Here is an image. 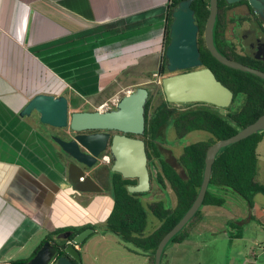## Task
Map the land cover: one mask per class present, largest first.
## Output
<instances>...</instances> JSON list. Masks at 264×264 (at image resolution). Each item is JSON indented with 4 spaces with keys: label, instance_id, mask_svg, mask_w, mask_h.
I'll return each mask as SVG.
<instances>
[{
    "label": "crops",
    "instance_id": "1",
    "mask_svg": "<svg viewBox=\"0 0 264 264\" xmlns=\"http://www.w3.org/2000/svg\"><path fill=\"white\" fill-rule=\"evenodd\" d=\"M168 3L0 0V264L30 258L58 229L95 226L108 219L114 207L110 166L104 162L87 171L53 142L52 128L42 126L38 113L21 117L20 112L41 93L64 95L75 111H88L78 98L88 104L131 75L129 71L155 74L163 61ZM262 144L264 140L258 147L259 180L264 175ZM98 168L106 172L109 186L82 192ZM166 191L175 208L174 191ZM205 217L203 213L189 237ZM189 237L174 243L162 264H172ZM28 247V258H13V251Z\"/></svg>",
    "mask_w": 264,
    "mask_h": 264
},
{
    "label": "trees",
    "instance_id": "2",
    "mask_svg": "<svg viewBox=\"0 0 264 264\" xmlns=\"http://www.w3.org/2000/svg\"><path fill=\"white\" fill-rule=\"evenodd\" d=\"M181 1L183 0H169L167 5L164 55L157 72L160 76H165L168 73L166 49L171 41L170 29L173 12ZM232 6L226 0H219V14L214 29L215 45L224 56L264 72L263 59L248 55L227 37L228 10ZM191 7L195 11L196 24L199 26L198 45L203 65L210 68L217 79L233 91V103L238 96L243 95L245 98L243 104L236 109H233L232 106L228 109H219L202 103L182 105L183 108H178L165 98L151 111L152 95L150 93L146 105V130L143 139L149 159L151 182L154 180L162 191H166L170 185L177 197L176 207H167L163 200L148 202L147 208L160 220L161 225L151 235L145 236L148 211L141 197L146 194L130 193L128 186L135 185L137 181L124 179L121 174L112 172L111 191L114 207L108 219L100 225L66 227L51 233L46 241L52 240L53 236L67 234V240L55 245L60 249L59 256H65L64 248L68 242L90 227L94 228L95 232L111 233L125 243H132L149 259L150 264H155V254L160 241L179 223L200 192L208 149L217 141L236 135L264 115V80L251 73L225 66L207 48L204 33L210 15V0H193ZM169 124H172L179 139H183L195 131H206L212 134L208 140L199 141L184 148L179 158V164L184 173L169 162L160 149L161 134ZM263 140L264 131H259L240 142L223 148L215 159L210 185L232 189L246 199L249 206L253 208L254 197L259 194L264 195V183L258 178V147ZM154 168L159 169L155 176ZM223 204L224 200L210 193L208 189L203 206H221ZM202 218L203 212L200 208L189 223L166 246L162 262L168 246L171 243L184 242L189 237L192 228ZM46 241L30 258L16 260L12 264L29 263Z\"/></svg>",
    "mask_w": 264,
    "mask_h": 264
},
{
    "label": "water",
    "instance_id": "3",
    "mask_svg": "<svg viewBox=\"0 0 264 264\" xmlns=\"http://www.w3.org/2000/svg\"><path fill=\"white\" fill-rule=\"evenodd\" d=\"M234 4L244 0H226ZM256 14L264 21V0H247ZM193 0H183L174 9L170 29V44L166 49L167 70L170 75L162 78L163 92L171 104H207L219 109H228L234 101V93L223 85L214 72L203 65L198 45L199 26L196 24ZM219 14V0H210V15L205 27V41L211 54L222 64L235 70L256 75L264 80V72L224 56L216 47L214 29ZM264 60V59H263ZM150 91L139 87L124 96L116 109L109 111H71V103L64 95H35L20 112L21 117L33 113L40 115L41 123L59 129L79 133L72 140L53 137L65 155L78 164L92 169L101 156L110 151L113 164L111 172L121 174L124 179L136 180L128 186L132 194H147L151 191V173L143 139L146 130V105ZM264 131V115L236 135L217 141L207 151L204 178L200 192L183 218L160 241L155 254V264H162L166 246L196 215L203 206L210 186L213 165L220 151L249 136ZM92 132V133H84ZM116 133L112 135V133ZM95 232L87 228L68 242L65 256L60 249L46 242L37 255L27 264H81L79 246Z\"/></svg>",
    "mask_w": 264,
    "mask_h": 264
},
{
    "label": "rangeland",
    "instance_id": "4",
    "mask_svg": "<svg viewBox=\"0 0 264 264\" xmlns=\"http://www.w3.org/2000/svg\"><path fill=\"white\" fill-rule=\"evenodd\" d=\"M232 25L228 29V37L234 39ZM241 50V49H239ZM243 50V49H242ZM123 76L114 82L99 97L90 98L89 103L83 102V109L88 111L101 110L109 111L116 109L119 101L131 92L136 91L139 87H146L152 95L151 111L166 97L163 92L162 78L165 76L146 73L143 75ZM244 96L237 97L232 104V108L236 109L244 102ZM178 108L182 105L173 104ZM189 105V104H188ZM186 106V105H185ZM71 111L73 105H71ZM48 126L42 124V126ZM49 132L52 135L65 139L62 135L64 130L51 127ZM212 137V134L206 131H195L183 139H179L172 124H169L161 134L160 149L164 157L171 162L176 168L183 172L179 164V158L186 146L205 141ZM261 164L264 167V144L261 146ZM158 168H154L155 176ZM87 171L91 169L87 168ZM260 180H264V175L260 176ZM107 177L106 172H100L99 175L89 174L88 183L81 188L82 192H92L98 190H106ZM169 189H172L168 185ZM209 192L224 200L221 206H202L201 211L205 214V221L200 230L193 233L187 242L179 248L180 250L174 256L172 264H255L256 256H259L257 264H264L263 247H264V195H256L253 199V208L249 206L246 199L230 188L220 186H209ZM176 196V194H175ZM171 193L162 191L152 181V188L149 193L141 197L145 208L148 211V224L144 232L145 236L151 235L160 225V220L155 217L147 208V203L163 200L165 205L173 208ZM103 233V232H101ZM102 237L99 234H92L86 241L83 250L80 251L81 264H150L149 259L140 252L132 243H125L117 236L111 233H105ZM241 237H237V235ZM60 242V239H57ZM174 243H171L165 253L163 262L166 261L167 255ZM31 247L19 253L13 251L14 259L28 258ZM166 264V263H164Z\"/></svg>",
    "mask_w": 264,
    "mask_h": 264
},
{
    "label": "flooded vegetation",
    "instance_id": "5",
    "mask_svg": "<svg viewBox=\"0 0 264 264\" xmlns=\"http://www.w3.org/2000/svg\"><path fill=\"white\" fill-rule=\"evenodd\" d=\"M232 5L233 6L228 10V17H229L228 29L229 26L232 25L234 30L233 31L234 39L232 38L230 39L228 37V29H227L228 39L231 42L236 43L238 47L242 48L244 52L247 53L248 55L257 59H264V21L256 14L255 10L249 5L247 0L240 1ZM61 130H64V132H62V135L65 137V140H72L73 138L76 137L77 134H79L70 131L69 129H61ZM84 133L89 134L92 132H84ZM114 134L116 133L113 132L112 135ZM53 137H57V136L53 135L52 138ZM57 146L59 147V145ZM106 156L109 158V163L107 162V159H105ZM104 162L107 163L110 167L112 166L113 159L110 151H107L101 156V159L97 164V166L102 165V163ZM100 172H104V170L102 168H98V170L93 174L99 175ZM108 186H109V181L107 179L106 187ZM66 237L67 234H60L53 236L52 240L46 242H50L51 244L56 245V243H60L64 241ZM57 239H60V242Z\"/></svg>",
    "mask_w": 264,
    "mask_h": 264
},
{
    "label": "built area",
    "instance_id": "6",
    "mask_svg": "<svg viewBox=\"0 0 264 264\" xmlns=\"http://www.w3.org/2000/svg\"><path fill=\"white\" fill-rule=\"evenodd\" d=\"M105 159H107V162L109 163V158H108L107 156L105 157ZM83 179H84V178H82V180H83Z\"/></svg>",
    "mask_w": 264,
    "mask_h": 264
}]
</instances>
